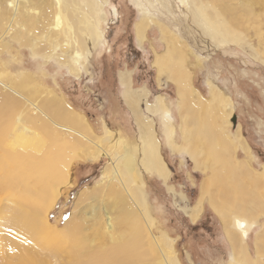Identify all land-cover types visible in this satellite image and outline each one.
<instances>
[{
	"label": "rangeland",
	"instance_id": "rangeland-1",
	"mask_svg": "<svg viewBox=\"0 0 264 264\" xmlns=\"http://www.w3.org/2000/svg\"><path fill=\"white\" fill-rule=\"evenodd\" d=\"M204 1L211 4V0ZM222 1L233 10L229 17H236L232 18L235 21L233 29L241 37L238 45L234 44L235 41L222 45L221 36L213 37L211 30L195 15V0H107L96 15L81 0L82 11L101 33L94 41L83 36L79 22L76 29L69 31L65 11L61 10L62 2L66 0H61V4L56 0H0V107L4 105L6 108L0 110V127L8 128L10 132L0 145V158L3 152L14 156L23 148L19 141L24 136L15 137L21 124L40 132L41 138L52 137L43 131L44 127L39 129L43 124L49 130H56V139L60 135L61 144L68 142L65 144L67 149L72 147L70 142L74 137L90 143L91 138L79 135L49 108L48 101L56 96L80 114L95 135L104 134L106 130L122 139L133 151L137 149L140 163L139 151H142L143 142L131 104L142 118L154 124L158 153L170 172L169 180L164 182L143 169L139 170L140 187L146 200L145 218L134 199L125 197L114 175L101 182L102 169L108 164L106 158L84 160L86 158L72 156L68 179L60 181L55 186L57 190L53 186L58 197L52 196L54 200L44 213L50 228L65 235L59 239L36 230L38 234L23 237V234L16 236L17 233L12 232L16 228V214H20L15 211L21 199V189L19 186L11 189L8 183L1 184L5 179L2 177L5 159L0 163V264H90L92 260L81 256L85 250L98 255L105 252L115 257L116 250L121 249V255L125 247L130 248L131 252L128 249L124 253L127 255L128 252L130 257H120L118 261L104 264H171L166 246L154 241L155 237L160 239L164 235L170 239L179 264H232L234 253L242 255L240 251L234 252L227 237L228 231L238 237L241 235L232 221L237 204L227 209L231 215L229 223L224 222L216 210L215 199H205L199 218L195 221L190 218L192 208L198 206L203 197L205 181L213 182L211 190L215 195L219 190L216 182L221 179L218 175L225 172L218 164L213 165L215 149L229 150L219 140L221 136L217 137L214 128L226 132L232 139L240 138L238 141L246 152L239 147L230 153L238 158L237 162L246 161L249 154L252 174L264 171V9L256 2H250L252 0ZM141 5L155 22L147 29L143 44L139 45L136 24L145 14L139 10ZM221 6L217 3L215 8L219 20H223L224 15ZM214 11L209 8L208 14L212 15ZM161 25L168 30L166 40L162 39ZM169 42L179 48L178 53L174 51V56L185 58L181 70L189 72V85L196 94L208 102L213 88L223 98L222 102H215L214 107H208L205 112L195 110V116L187 112V104L179 108L177 86L169 77L172 72L166 70L160 74L154 66L156 56L167 51ZM123 72H128L132 89L149 92L148 105L154 104L157 98H164L174 120L171 147L162 115L147 112V104L137 99L132 103L126 101L121 80ZM193 116L200 124L199 131L206 123L209 124L208 130L213 128L212 135L218 139L214 149L208 151L203 144L202 138L209 137V134L198 132L189 124ZM26 138L29 144L40 141V138L34 140L29 135ZM194 139L198 143L192 149L190 142ZM186 140L188 145L184 142ZM190 151L197 152V161L205 163L204 168L196 167L189 156ZM227 154L226 151L225 159L230 157ZM10 170L14 176L20 174L17 170L14 172V168ZM5 180L9 182L7 178ZM242 180L245 194L250 195L245 200L251 202L257 198L264 203V183L254 185L248 179ZM97 186L102 189L96 196L82 203L76 202L78 192L93 190ZM114 190L119 193V200L115 199ZM32 206H25V213L30 210L33 218L32 214L38 210ZM123 211L128 220L124 224L126 233L121 239L115 224ZM241 218L249 222L243 254L249 264H264V255H258L256 249L258 234L264 237V207L254 208L252 214ZM9 220L14 221L8 224ZM75 223L78 228L71 227L72 224L75 227Z\"/></svg>",
	"mask_w": 264,
	"mask_h": 264
},
{
	"label": "bare ground",
	"instance_id": "bare-ground-1",
	"mask_svg": "<svg viewBox=\"0 0 264 264\" xmlns=\"http://www.w3.org/2000/svg\"><path fill=\"white\" fill-rule=\"evenodd\" d=\"M56 1L58 2V4H61V0H56ZM106 1L107 0H84V3L94 15L95 13L96 14L99 13L98 10L102 9L103 3H105ZM250 2H256V4H258L259 7L261 6L264 9V0H252ZM194 3H195L194 8H195L196 17L207 27V29L211 30L210 33L213 34V37L221 36L223 38V40L221 41L222 45L223 44L230 45L232 41H235L234 43L235 45L239 44L238 40H241L240 39L241 37H239V35L237 34L238 32L235 31L236 29H233V25L235 23V21L233 20L234 16H232L233 18L231 16L229 17V15H232L233 10L231 11L226 1L223 2L222 0H211V4H210L209 2H205L204 0H195ZM217 3L219 5H222L221 7L224 12V15L222 16L223 20H219L218 12L215 9ZM62 5H61L62 6L61 10L62 12L65 11V19L67 20L66 24L69 27V31L76 29L77 22H79V25L82 26V34L84 37L89 38L91 41H94L100 38L101 33L100 34L98 33L92 19L89 18L88 15L84 11H82L83 7H82L81 0H66L65 3L62 2ZM209 8H212L213 10H215L213 14L211 13L212 15L208 14ZM144 9L145 7H143L142 5L139 6L140 11L145 12ZM229 11L231 12L229 13ZM226 20L229 21L230 23L226 22ZM154 22L155 21L151 17L147 16V13L145 12V14L141 17L139 22L136 24V38H137L139 45L143 44V41L145 40V36H146L145 33L147 29ZM160 27H161L160 31L162 34V39L166 40L168 30L165 29L162 25ZM170 39H172L173 43L176 42L175 40H173V38H170ZM173 43L169 42L167 51L164 52L163 54H158L156 56L154 66L159 71L160 74H162L163 71H165L166 73V70L169 73L172 72L173 75L170 74L169 77L177 86V93L179 97L178 99L179 108H181V106H184V104H187V107H186L187 112L189 114L194 115L193 112L195 110H199V112H205V110L208 107H212V106L214 107L213 104L215 102L216 103L218 101L222 102L223 98L218 93H216L213 88L211 90V99L208 102H205L200 98L199 95H197L198 93L196 94L195 90H193L190 87L189 72L187 71L183 72V70H181L182 65L184 64L183 62H185V58L180 55H178L177 58L174 56L175 52L178 53L179 48H177V46L173 47ZM26 78L27 77H24V79ZM121 80L125 88V91H124L125 99L128 103H132V100L137 99L139 102L145 103V105L147 104L146 100L149 96V92H145L144 90L138 91V90L132 89L131 88L132 83H130L128 72L121 73ZM11 86L13 87V85ZM1 106L3 108L0 107V110L4 111L3 109L5 108V106L4 105H1ZM48 106L52 110V112L55 114L56 117L62 120V122L67 123L70 126V128H73L74 131L77 132L79 135H81L82 137L88 138V139L91 138L89 139L90 140L89 142L90 143L92 142V145L88 143L86 140L80 139L78 137L77 139H74L75 137L74 138L70 137L72 139V141L70 140L71 141L70 143H72L73 145L71 144L72 147L68 146V149H67V145L65 144H68V142L67 143L62 142L61 144L60 140L62 141V139H60L61 138L60 135H59L60 138L58 137L59 140L56 139L57 137L56 133L58 132H55L56 130L54 131L52 130V128L49 130L48 126L44 125L43 123H42L43 124L42 127L40 126L39 129L44 127L43 131L45 132L47 131L49 135L52 136L51 138H41L40 132H38L39 133L38 134L34 129L28 128L24 124H21L19 126L15 137L18 139L20 137L23 138L24 136V139H21V141H19L23 145V148L20 149V152L16 151L14 156H11V155L8 156L7 153L3 152V157L0 158L2 159L0 160V163H2L5 159H7L5 160L6 167L3 170L2 177H4L5 179L7 178L9 180L8 182L7 180L4 179L3 183L1 184L8 183L9 185H11L9 186V188L11 189L13 187L18 189V186L21 189V193H20L21 199L18 201V207H17V210L15 211V212H20V214H16L17 218L15 219V221L13 220L14 222H16L14 223V226L16 228L13 229L12 232L15 234L17 233L16 236H22L23 234V237L24 235H28L30 237L31 235L38 234L36 230H38L39 232H43V233L48 232L50 233L51 236L58 237L59 239L60 237L62 238L65 235V233H60L58 231L56 232L55 230H52L50 228V225L44 219V213H46V210L50 208V205L53 202L52 200H54V197L55 196L58 197V195H56V191L53 190V186L54 187L56 185L58 186L60 181L64 182L65 180L67 181L68 179V171H69L70 163L73 160L72 156L73 158L74 157L75 158H81V157L86 158L84 160L106 158L108 160V164L104 166L102 169L101 182H104L107 178H110L112 175H114L113 178H115V182H119V187L123 189V192L126 194V195L124 194L125 197H130L131 199H134L135 204L139 208L141 214L143 215V217L146 218L147 217V212L145 210L146 200H145V194L143 193L140 187L141 186V174L139 170L143 169L145 173L153 175L157 177L158 179L163 180L164 182H167L170 176V172L165 162H163L162 157L158 153V143H157L156 135L154 131V124L142 118V115L138 114V112H136V109H134L132 105L130 104V107L135 113L136 123L138 124L140 136L143 142L142 151H139V155L141 156V160H140L141 162L138 163V158H137L138 153L136 156L137 149L136 151H133L134 149L129 147L128 145L126 146L122 139H120L115 134H112L106 130L104 131V134L95 135L92 132L89 125L87 124V122L85 121V119L80 114H77L73 110H71L65 104V102L62 101L60 98L56 96L53 97L51 100L48 101ZM146 106H147V112H150L152 114L159 113L162 115L163 124L166 127V136L169 139L168 144L171 147L172 146L171 143L173 139L172 125H173L174 120H173L172 115L170 114L169 107L164 101V98H157L154 104L152 105L147 104ZM209 109H212V108H209ZM0 117H1V114H0ZM191 122L192 123H189V124H192L193 128L195 127L198 132H203V134L204 132H207L209 134V137L202 138L204 141L203 144H205L207 150L210 151V149H214L215 145L217 144L218 139H215V137L212 135L213 128L208 130L209 124L207 125L206 123L205 126L202 128V130L199 131V126H200L199 122L195 120V118L193 119V121L191 120ZM7 129L0 127V145L4 143V140L7 138L8 133L10 134V132H8ZM214 130H215L217 137L221 136L219 140H221L227 145L229 150H226V151L229 154L236 152L237 148L243 147L242 144L238 141L240 138L232 139L230 136H228V134H225L226 132L220 131L219 128H214ZM28 135L34 140L40 138V141H39L40 143L35 141L37 143L33 142V144H29V142L26 140L27 139L26 136L28 137ZM29 140L31 141V139ZM8 142L12 143V141H8ZM184 142L186 145H188L187 140ZM195 143H198L197 139H194L192 142H190V145L193 146L192 149H195V145H194ZM36 147H38L37 149L39 150L40 149H43V150L36 151L35 149ZM13 148L15 149V147ZM216 148H218V145ZM243 149L245 150L244 147ZM68 151H71L70 155L68 154ZM214 151L215 152L213 153L215 154V159L213 161V165L218 164L221 169L225 170L226 173L224 172V174L222 173L221 175L219 173L218 176H220L221 179L220 181L216 182L219 186V190L217 191V193H215V195L213 194L211 190L213 182L210 180L205 181V183L202 186L203 197L200 200V203L198 204V206H196L194 209L192 208L190 218L192 221H195L199 218L200 213L202 211V207H203L202 204L204 203L205 199H210V201H213V199H215V202L217 203L216 210L220 212L221 217L224 219V222L229 223L230 221L229 218H231V215L229 216L227 209L237 204V207L233 209L232 221H233V225L236 228V230H239L241 232V235L238 237L237 235H234L232 231H228L227 237L233 246L234 252L236 250L240 251L242 252V255L236 256V253H234V255H232V264H240L242 263V261H243L242 264H249L248 261L246 260L245 255L243 254L245 252L244 241L248 233L246 229L249 225L248 224L249 222L246 219L241 218V217H244V215L246 214H252L254 208L264 207V203L260 202L259 199L257 200V198L256 199L253 198L252 199L253 201L251 202H247L248 199L245 200L246 199L245 197L250 198V195L247 196V194H245L244 192L245 185H242V181H243L242 179L244 180L248 179L252 183H254V185H259V182L264 183V171L257 175L252 174L249 168L250 158H251L249 154L247 156L246 161L237 162L238 158L232 157L231 154H230L229 159H225L224 153L226 151L224 150H223L224 152L222 151L223 153L217 149H215ZM189 156L195 162V165L197 168H200V169L204 168L203 165H205V163L200 164L197 161L196 151H190ZM137 163L139 165H137ZM8 166L10 168H8ZM11 168L15 169L14 172H16V170L19 171L20 174H17L14 176L13 171L11 172L10 170ZM213 172H215L214 169H213ZM8 176H10V178ZM50 180L52 183L49 182ZM236 180H238L240 183ZM222 185L226 187L228 192H226V190L223 188ZM1 188L2 187H0V191H1ZM101 189L102 188L100 186H97L93 190H89V191L82 190L78 192L76 202L82 203L85 200L93 198L94 196H96L98 192H100ZM113 192H114L115 199L119 200V193L116 190H114ZM233 201L236 203H232ZM237 202H241L243 204L237 203ZM24 205L27 207L30 205L31 206L33 205L32 207H35L36 210H38L34 215L32 214V216H34L33 218L30 215V210L29 212L27 210L28 214L25 213L26 210H25ZM244 205H248V206L245 208ZM21 212L23 214H21ZM14 216L12 217L14 218ZM34 218H36L37 223L34 220ZM127 218H128L127 213L123 211V214L118 218V221L115 224V227L117 225L116 227L117 235L120 238L124 235V232L126 231L124 224L126 223V220H128ZM10 220L8 224H11L13 222ZM252 224L253 222L250 223V226ZM71 227L78 228V224H76L75 227L72 224ZM75 233L77 234V230L75 231ZM132 238H133V235H132ZM234 239L236 240L235 242H234ZM11 240L12 242L16 241L13 239ZM154 241L156 244L160 242L161 244H164L166 246L165 249H167L168 253L170 254L168 259H171V262H172L171 264H179L174 256L171 241L167 236L164 235L160 239H158V237H155ZM18 243L20 244L21 242H18ZM256 249H257L258 255H264V237L262 234H258L257 236ZM126 250L130 251V248L125 247L124 250L122 251V254L120 255L119 253L121 249H117L116 256L111 257L105 252H102L98 255L97 252L95 253L94 251H91L88 249V250L83 251L81 256L85 259L92 260L91 262L89 261L90 264H102V263L104 264L105 262L110 263V261L112 262V260L118 261L120 257L127 259L130 256L128 255V252H127V255L124 254ZM71 253H74V252H71ZM240 257L242 259H239Z\"/></svg>",
	"mask_w": 264,
	"mask_h": 264
},
{
	"label": "water",
	"instance_id": "water-1",
	"mask_svg": "<svg viewBox=\"0 0 264 264\" xmlns=\"http://www.w3.org/2000/svg\"><path fill=\"white\" fill-rule=\"evenodd\" d=\"M234 123H236V119H235Z\"/></svg>",
	"mask_w": 264,
	"mask_h": 264
}]
</instances>
